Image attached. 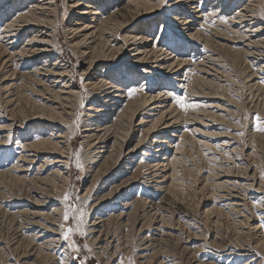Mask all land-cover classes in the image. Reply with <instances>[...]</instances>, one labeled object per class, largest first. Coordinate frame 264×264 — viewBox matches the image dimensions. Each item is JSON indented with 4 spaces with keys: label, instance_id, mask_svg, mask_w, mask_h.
<instances>
[{
    "label": "rangeland",
    "instance_id": "rangeland-1",
    "mask_svg": "<svg viewBox=\"0 0 264 264\" xmlns=\"http://www.w3.org/2000/svg\"><path fill=\"white\" fill-rule=\"evenodd\" d=\"M7 1L0 0V18L17 11L18 6L13 13H9L8 8L3 7ZM21 1L17 0L16 3ZM70 1L73 0L51 2L56 4L57 11L54 25L57 49L72 76L66 81L74 84L75 92L78 93L67 103L70 113L68 131L74 133L69 151L64 152L70 155H67L69 185H62L61 181L48 186L41 185L39 179L42 175L36 177L39 179L35 182L36 178H32V175L36 166L42 165V159L34 161L32 165L34 168L29 178L33 179L34 185L29 184L31 182H17L10 178L11 174L0 176V248L3 247L0 264H17L22 250H15L14 242L21 235L19 222L22 221H19V216L15 215V218L10 214L19 208L26 210L34 198L37 200L33 191L36 186L48 190V194L52 190L57 193L52 198L58 202L59 206L56 207L61 218H64L62 231L63 236L65 232L68 233L65 241L71 247L73 264H245V260L238 255L240 250H246V254L248 252L254 260L257 259L256 264H264V131L258 130L264 128V0H196L191 1V5L182 9L180 14L175 11V6L170 7L173 0H144L150 5L142 6L136 12L126 7L129 0H93L92 5L100 14L97 17L102 15L97 18V28H103L104 31L102 36L95 34L91 54L95 58L109 59L103 60L109 65L112 63L108 61L114 54L117 61L112 59L115 64L108 66V71L115 70L111 73L118 77L122 68L129 70L125 55L122 52L108 55L103 43L115 38V32H112L115 31L114 26L124 20L128 30L131 27L143 31L147 51H156L153 55H147L146 63H150L152 56L156 57L155 60H161L174 58L178 54L173 59V67L179 73L177 80L171 81L174 71L165 68L166 65L151 63L149 65L160 69L156 70L158 72L150 70V79L144 80L146 74L138 73L135 85L149 89L155 86L156 91L163 89L165 94L161 93L155 99L160 100V104L152 100V105L151 102L144 104L140 97H133L135 99L127 107L130 113H126L113 126L114 135L111 137L115 136L118 144L111 146L110 160L102 164V170L107 171L119 163L120 145L132 137L140 144V153L143 154L136 167L138 178L133 192H142L146 197H142L143 201L136 200L133 203L131 207L135 205V208L124 221L110 219L103 224L100 234H87L92 237L91 243H88L90 237L87 239L85 235L87 231L84 232L82 228L84 225L88 227L91 221V208L97 201V191L104 180L101 177L88 189L91 175L87 172L92 166L87 151L89 147L81 143V122L83 108L95 100L97 91L83 88L78 64L80 52L69 44L65 31L67 23L75 20V13L86 0H76L77 5H80L78 8H69ZM222 2L224 4L220 5ZM214 4L218 5L215 7ZM219 5L221 8L216 9ZM191 6L199 7L191 12H202L188 16ZM123 7L130 10L124 12V19L121 17L116 22L108 18ZM225 11L228 17L238 12L240 19L232 20L234 24L229 25L224 21L219 22ZM206 14L208 22L202 25L201 18ZM183 17H188L196 24L190 27L189 33H196L200 39L190 40L193 44L181 33ZM11 20L9 18L7 21ZM239 20L245 22L237 26ZM248 24L257 31L255 34L260 39L254 42V49L249 50L244 47L247 43L241 36V32L249 28ZM3 25L2 20L0 30L4 29ZM98 36L104 41H100ZM24 39H17L19 46L15 47H20ZM182 42L186 45L183 46ZM1 50L2 46L0 126H7V130L0 134V168L2 170L6 166L3 171H7L10 166L22 164L17 162L21 155L20 145L40 136L33 125L28 127L27 123V127H23V124L41 114L38 105H43V97L49 95L40 94L41 89L24 71H16L9 64H2L6 57L1 54ZM180 60L183 61L181 65L177 64ZM162 70L164 74L159 73ZM130 88L127 85L126 90L133 89ZM177 98L182 100L184 107L177 103ZM134 113L137 115L132 119ZM140 117H143L141 126L137 128L136 134H132L131 128H136L134 126ZM12 123L15 127L9 133L8 125ZM158 147L161 153L156 154ZM63 156L66 157V154ZM49 163L46 170L54 166L52 161ZM226 176L237 177L243 181L242 184H248L252 189L247 194L243 190L239 191L240 198L244 199L241 202L243 206L232 208L227 201L226 188L216 186L218 179ZM142 182L145 185L141 188ZM156 183L160 185L156 186ZM83 221L86 223L83 224ZM194 236L198 238L194 239ZM188 240H196L190 246L194 247L195 252L185 249V246L189 248L185 245ZM50 261L48 257L46 263Z\"/></svg>",
    "mask_w": 264,
    "mask_h": 264
},
{
    "label": "bare ground",
    "instance_id": "bare-ground-1",
    "mask_svg": "<svg viewBox=\"0 0 264 264\" xmlns=\"http://www.w3.org/2000/svg\"><path fill=\"white\" fill-rule=\"evenodd\" d=\"M16 1L17 0H8L3 7H6V9L8 8L9 13H13V11L15 10L14 8L18 6L17 11H14L15 13L13 14H4L2 18H0V21L3 20L4 24V29L0 30V46H2L1 54H4V57H6L2 64H9L8 66L11 65V67H14L16 71H24L25 74H27L30 78H33V81L41 89L39 93H47L49 97L45 98L44 96L42 100L44 102L42 103L43 105H38L40 110H42L41 114L39 113L40 115L35 116L30 121L23 124V127H27V123L28 127L33 125L37 132L39 131L40 136L33 138L31 142L26 143L25 141L23 145H20L21 155L18 157L17 162L22 164H20L19 166H10V169H8L7 171H3V168L5 169L6 166L3 167L2 170L0 168V176L11 174L10 178L14 179L17 182L24 184L25 182H31L29 184H35L37 179L40 178L39 176L42 175V177L39 179V183L41 185L48 186L50 183L61 181L62 185L68 186L70 172L68 169L69 158L67 157V155L69 154L64 152L65 150L69 151L71 139L74 133L68 131V128H70L68 115H70V113L67 103L70 102L71 98L74 99L78 95V93L75 92V87H73L74 84L72 85L69 80L66 81V79H71V72L69 71V67L66 66V62L62 60L61 53L58 52L57 49L58 43L54 34V31L56 30L54 26L57 13L55 9L56 4L53 5L51 3L52 0H23L20 3H16ZM143 1L144 0H129L126 7L129 6L130 10L132 8L136 12V10L140 7L150 5V3L147 4ZM191 1L196 0H173V4L170 5V7L172 8L173 6H175V11L179 12L180 14L183 12L182 9L191 5ZM92 2L93 0H86L85 4L79 7L80 9H78V11L75 13V20L67 23L65 30L69 37V44L71 43L72 48H74V50H76L77 48L80 52V62L78 64L81 70L83 88L86 90L97 91L95 100H92V102H89L83 108L84 113L82 112L83 117L81 122V143H85L86 146L89 147L87 151L91 158L92 167L90 168H92V170L90 172L89 168V172H87L91 175V177H89L90 182L88 189H90L93 184L97 183V181L101 177H103V180L105 182L103 181L100 190L97 191V201L91 208V211H93V213L91 214V221L88 223V227H85L84 225V227L82 228L84 232L87 231V233H85L87 239L90 237L87 234H100V229L108 220L112 219L121 221L123 219H126L135 208V205L131 207L133 203L136 200L143 201L144 199H142V197H146V195H144L142 192L137 194H134L133 192L134 185H137L136 181L138 178V171L136 170V167L139 164L138 160L140 159V156L143 154L140 153V144L132 137H130L128 141H126L122 145H120L121 143H119V145L121 146L119 163H117V165L115 166L112 165L107 171L102 170V164L110 160L111 146L113 144H118L115 136L111 137L112 134L114 135L113 126L115 125V123L124 118L126 113H130L127 107L130 106L131 100L135 99L133 97L142 98L144 104H146L147 102H151L152 100L153 102H155V99L158 98L161 93H163V89L156 91L155 86H152L150 87L151 89H149L148 86V88H143L142 86L135 85L137 79L139 78L138 73L146 74L144 80L150 79V77L148 76V74H150L149 72L153 71L154 69V72H158L156 70L160 69L152 67L151 65H149L150 63L157 64L158 66L166 65L165 68L171 69L170 71H174V73L172 74L174 77L171 79V81L177 80V74L179 73V71L175 70V68L173 67V59L175 58V56H178V54H175L174 58H162L161 60H155L156 57L152 56L150 63H146L147 55H153L156 51H147L146 49L148 47H145V43L143 42L145 39L143 31L141 29H130L131 27L128 30V27L125 24L124 20H122L121 23L119 22V24H115V31H112L113 33L115 32L116 35L115 38L113 37L114 39L111 38L112 40L104 41L100 36H98L100 41H104V47H107L106 49L108 55H112L114 52L117 54H120L122 52L125 55L124 60H127L129 63V70L126 71L124 68H122L121 74H119L118 77L111 73L115 70L108 71V66L110 67L115 64L113 63L115 61L112 60H116L114 54L110 59L111 61H108L110 62V64L112 63L111 65H109V63H107L106 61H103L109 59L95 58L91 54L95 34L99 33L98 35L102 36L104 31L103 28H97V18H101L102 15L100 17H97L100 14L98 13L97 9H94V5H92ZM70 4L71 6H69V8H78V6H80L77 5L76 0L70 1ZM218 4H214L215 7ZM223 4L224 2H222L220 5ZM220 5L216 9H220ZM126 7H123L121 10L115 11L114 13L109 15L108 18H112L116 22L121 17H123L124 19V12H130V10L126 9ZM199 7L191 6V8L188 10V12L190 11L189 14L187 13L188 16L193 14L199 15L202 12L201 10H198L195 13L191 12ZM6 9L5 12H7ZM150 9H152V7ZM239 15L240 14L236 12L228 17L225 11L224 13H222L221 18L223 19H219V22L224 21L227 23V25L234 24V21L232 20H238ZM207 16V14L202 16L204 18H201L202 25H205L208 22ZM9 18H12V20L7 21ZM178 19L174 20L177 21ZM243 22L245 21L239 20L236 22V25L240 26L241 24H243ZM194 25L196 24L194 22L192 23L188 17H183L180 25L182 26L181 33H183L185 39L189 40V43L192 44L194 42H190V40L200 39V37H198L196 33H189L190 27ZM251 26L252 25L248 24L249 28L246 31L241 32L242 38L247 43L244 46L245 48H247V50H249L248 48L254 49V42L260 41V39L257 38L258 35L255 34L257 33V31L253 30ZM22 37H25V39L23 42H21L20 47H15L19 46L17 39L20 38L21 40L23 39ZM119 38L121 40H119ZM182 45L185 46L186 44L182 42ZM116 46H118V48H116ZM13 48L17 49L14 50ZM182 62L183 61L180 60V62H178L177 64L181 65ZM164 72L165 71L162 70L159 73L164 74ZM159 80L160 79H156L155 81ZM127 85H130L133 89L130 88L131 90L127 91ZM166 96H169V94H167ZM156 103L160 104L161 102L160 100H157ZM152 104L154 103L151 102L150 105ZM135 115L137 114L134 113L131 118H135ZM161 116L162 114L160 115V118H162ZM142 120L143 117H140V119L138 120V124L134 126L136 128H131L132 134H136L138 132L137 128L141 126ZM14 125L15 124L13 123L8 125V128L10 129L9 133L12 132L11 130L12 127H15ZM22 128H18V130H22ZM6 130L7 126H0V134H2V132ZM47 131L50 132L46 134ZM0 145L2 146L1 143ZM158 152L161 153V149L159 147L155 153L158 154ZM63 154H66V157H64ZM39 159H42V165L39 167L36 166L34 174L32 175L31 170L34 168V166L32 165L34 164V161ZM49 161H52L54 166L49 167L46 170V168L50 164ZM46 172L48 173L45 174ZM30 175H32V178H39H36L34 182L33 179L29 178ZM242 183L243 181L241 179L231 176L220 177L218 179V184L216 183V186L220 187L219 185H222L224 186V188H226V196L229 199L227 201L231 203L232 208L243 206V204L241 205V202L244 201V199L240 198L239 191L243 190L247 194L249 190H252L248 184ZM140 185L142 188V186L145 185V182H142ZM158 185L160 184L156 183V186ZM106 186L108 187L106 188ZM33 191L34 197H36L37 200H35L34 198L32 200L33 202L27 205L26 210H22L21 208H19L14 214L11 213L13 215L10 214V216L13 217H15V215L19 216L21 218L19 221H22L19 222V232L21 235H19V240L14 242V249L22 250L21 255L17 259V264H73V255L70 252L71 247L65 241L62 231L64 227V222H62V219L64 218H61L60 211L56 207L58 205V202L54 201L52 198V196H56L57 193L55 194V190H52L50 191V194H48V190L40 186H36L35 190ZM86 219L87 218H85V221ZM161 220L162 219L160 218V221ZM85 221H83V224L86 223ZM196 238L198 237L194 236V239ZM91 239L92 237L89 238L88 243H91ZM99 243L100 242H98V244ZM194 243H196V240H188L187 244L185 245H187L189 248L185 246V249H191L190 251L195 252L194 247H190L194 245ZM2 250L3 247L0 248V255ZM238 255H240V258L245 260V264H256L257 262V259L254 260L248 252L246 254V250H240ZM48 257L51 258V261L49 263H46V259ZM12 264H16V262Z\"/></svg>",
    "mask_w": 264,
    "mask_h": 264
},
{
    "label": "snow or ice",
    "instance_id": "snow-or-ice-1",
    "mask_svg": "<svg viewBox=\"0 0 264 264\" xmlns=\"http://www.w3.org/2000/svg\"><path fill=\"white\" fill-rule=\"evenodd\" d=\"M177 103H178L181 107H184V106H185L180 98H177ZM258 130H260V131H264V128H259ZM65 219H67V214L65 215ZM64 238H65V239L68 238V233H67V232L64 233Z\"/></svg>",
    "mask_w": 264,
    "mask_h": 264
}]
</instances>
